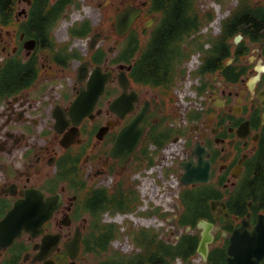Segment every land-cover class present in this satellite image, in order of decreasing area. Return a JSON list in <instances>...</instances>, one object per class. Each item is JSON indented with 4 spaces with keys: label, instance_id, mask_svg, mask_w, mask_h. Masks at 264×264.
Segmentation results:
<instances>
[{
    "label": "flooded vegetation",
    "instance_id": "af4514ba",
    "mask_svg": "<svg viewBox=\"0 0 264 264\" xmlns=\"http://www.w3.org/2000/svg\"><path fill=\"white\" fill-rule=\"evenodd\" d=\"M151 53L159 83L143 78ZM263 225L264 0L0 8V264H134L151 234L171 264H264Z\"/></svg>",
    "mask_w": 264,
    "mask_h": 264
},
{
    "label": "trees",
    "instance_id": "16d2710c",
    "mask_svg": "<svg viewBox=\"0 0 264 264\" xmlns=\"http://www.w3.org/2000/svg\"><path fill=\"white\" fill-rule=\"evenodd\" d=\"M11 2L12 0H0V8L9 7ZM154 47H156L157 49L158 43H156ZM145 56L146 53H143L142 57ZM150 57L151 60L147 62L148 65L142 71V73H146V75L143 78L147 81L159 83L161 82V78L159 77L160 71L157 68H155L159 56L157 54L151 53ZM141 61L144 62V59H142ZM183 72H185V68L183 69ZM162 249H164V252H162ZM175 257H176V251L173 245H171L170 243L164 244L163 242L157 241L156 235L151 234V237L149 239L147 254L139 255V260L136 261L134 264H171L172 261L175 259ZM111 259H112L111 254L105 252L103 256V262L109 263L112 261ZM126 259H127L126 257L119 254L120 264H128Z\"/></svg>",
    "mask_w": 264,
    "mask_h": 264
},
{
    "label": "water",
    "instance_id": "95a60500",
    "mask_svg": "<svg viewBox=\"0 0 264 264\" xmlns=\"http://www.w3.org/2000/svg\"><path fill=\"white\" fill-rule=\"evenodd\" d=\"M140 13V8L139 7H135V6H127L126 8L120 10L119 12H117V14L114 17V21H113V25L115 28V32L119 35L122 36L123 34H125L130 26L132 25L134 19L137 17V15ZM153 18L148 19L145 22V26L149 27L150 25H152L153 22ZM146 29V28H145ZM144 29V31H145ZM132 151V148L126 151V155H130ZM123 151H121L122 153ZM112 154L113 155H117L118 154V146L117 148H113L112 149ZM188 181V179H186ZM198 228L201 229L200 231V240L198 243V247H197V251L204 257L206 258V254H207V245L209 242L212 241L213 239V234H212V228H213V224L211 222H208L206 220H199L198 224H197ZM261 230L264 231V225L261 226ZM231 252H233L234 254H236L237 256H239V251H234L233 248H240L238 244H236L235 239H232V244L229 247Z\"/></svg>",
    "mask_w": 264,
    "mask_h": 264
},
{
    "label": "rangeland",
    "instance_id": "374dc122",
    "mask_svg": "<svg viewBox=\"0 0 264 264\" xmlns=\"http://www.w3.org/2000/svg\"><path fill=\"white\" fill-rule=\"evenodd\" d=\"M87 7V3H84V9H83V12H85V11H88V9L86 8ZM186 81V80H185ZM185 95L184 96V98L182 99V96L181 95ZM188 94H189V90L187 89V88H185V82H183L182 84H181V86H180V89H179V91L175 94V97H176V100H177V102H178V106L179 107H181L182 109H183V107H185L186 106V102H187V99H186V97H189L188 96ZM167 183H168V185H167V187L169 188V189H171V186H170V183H169V181H167ZM174 193H176L175 192V190L174 191H172V192H166V194H167V197L166 198H170V196H174ZM156 197H153V201H155V200H157V199H155ZM168 199H166V200H161V202H166ZM118 247H119V249H121V250H123V251H126L127 249H129L130 247L126 244V242L122 239V242L121 243H119L118 244ZM175 262V261H174ZM176 264V263H175Z\"/></svg>",
    "mask_w": 264,
    "mask_h": 264
}]
</instances>
